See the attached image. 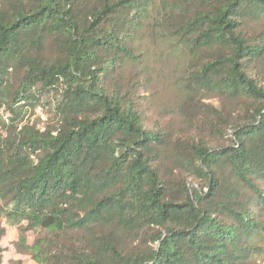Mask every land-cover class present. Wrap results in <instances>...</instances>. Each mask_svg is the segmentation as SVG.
<instances>
[{
	"label": "trees",
	"instance_id": "trees-1",
	"mask_svg": "<svg viewBox=\"0 0 264 264\" xmlns=\"http://www.w3.org/2000/svg\"><path fill=\"white\" fill-rule=\"evenodd\" d=\"M0 217L35 264L264 263V0H0Z\"/></svg>",
	"mask_w": 264,
	"mask_h": 264
},
{
	"label": "rangeland",
	"instance_id": "rangeland-1",
	"mask_svg": "<svg viewBox=\"0 0 264 264\" xmlns=\"http://www.w3.org/2000/svg\"><path fill=\"white\" fill-rule=\"evenodd\" d=\"M38 116H42L39 110L34 115L27 113L25 122L33 124ZM17 234L18 227L8 224L5 218L0 217V264H11L15 261H21L22 264H35L28 255H21L16 252ZM34 236L33 233L27 234L28 245H31Z\"/></svg>",
	"mask_w": 264,
	"mask_h": 264
}]
</instances>
